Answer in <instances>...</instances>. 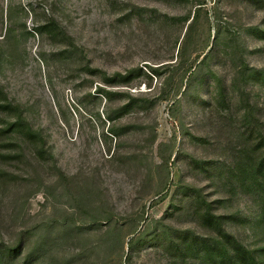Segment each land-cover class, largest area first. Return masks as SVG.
Listing matches in <instances>:
<instances>
[{"label":"rangeland","instance_id":"rangeland-1","mask_svg":"<svg viewBox=\"0 0 264 264\" xmlns=\"http://www.w3.org/2000/svg\"><path fill=\"white\" fill-rule=\"evenodd\" d=\"M254 168L264 0H0V264L263 260Z\"/></svg>","mask_w":264,"mask_h":264},{"label":"trees","instance_id":"trees-1","mask_svg":"<svg viewBox=\"0 0 264 264\" xmlns=\"http://www.w3.org/2000/svg\"><path fill=\"white\" fill-rule=\"evenodd\" d=\"M264 173V170L260 168H254V175L261 176L260 174ZM219 220L218 223L221 224L220 217L217 218ZM238 254L244 255V260L248 264H264L263 260H258L255 258L248 250L244 249L243 247H239V249L235 252L230 248V241L222 243V246L216 249L214 252V256L216 257L218 264H244L243 261H240L237 256ZM237 255V256H236Z\"/></svg>","mask_w":264,"mask_h":264}]
</instances>
